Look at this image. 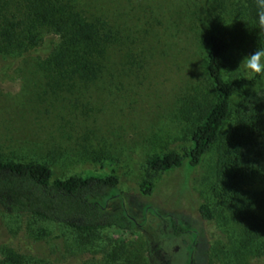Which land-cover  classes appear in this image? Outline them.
Wrapping results in <instances>:
<instances>
[{"label":"rangeland","instance_id":"rangeland-1","mask_svg":"<svg viewBox=\"0 0 264 264\" xmlns=\"http://www.w3.org/2000/svg\"><path fill=\"white\" fill-rule=\"evenodd\" d=\"M63 1L106 25L102 74L55 92L37 54L0 38V158L47 164L61 179L114 173L124 200L109 210L138 225L85 233L0 208V264L9 251L24 264H264L260 242L248 244L214 197V149L188 183L187 166L154 178L147 172L151 157L190 145L194 97H215L210 35L228 44L226 78L255 79L250 91L264 89V75L238 68L259 36L248 0ZM24 14L22 0H0V29ZM148 179L156 185L151 197L139 191ZM203 203L215 220L201 217ZM170 217L189 232L176 236Z\"/></svg>","mask_w":264,"mask_h":264},{"label":"trees","instance_id":"trees-1","mask_svg":"<svg viewBox=\"0 0 264 264\" xmlns=\"http://www.w3.org/2000/svg\"><path fill=\"white\" fill-rule=\"evenodd\" d=\"M23 17L14 16L0 29V38L13 49L37 54L48 87L65 91L77 82H92L103 71L102 58L111 42L106 25L88 21L63 0H22ZM248 16L255 31V2L248 0ZM259 35V33H258ZM264 47V36H257ZM227 42L217 35L208 41V75L215 97L201 103L194 97L191 115L197 122L190 145L179 151L155 155L147 161L149 178L188 167L191 173L216 151L213 194L229 220L239 226L248 244L260 242L264 251V89L250 91L255 79H227ZM234 101H236L235 108ZM156 185L150 180L139 191L151 197ZM120 180L114 174L71 176L61 179L40 162L4 161L0 158V208L94 233L118 228L132 230L138 224L128 213H111L109 205L123 201ZM146 212L153 211L146 207ZM207 204L199 209L205 221L216 218ZM168 217V216H167ZM176 236L188 233L170 217ZM258 252V253H259ZM4 264H24L19 254L6 253Z\"/></svg>","mask_w":264,"mask_h":264},{"label":"clouds","instance_id":"clouds-1","mask_svg":"<svg viewBox=\"0 0 264 264\" xmlns=\"http://www.w3.org/2000/svg\"><path fill=\"white\" fill-rule=\"evenodd\" d=\"M254 2L256 8L255 25L261 37L264 36V0H254ZM238 68H242L249 76L264 75V47H257L245 55Z\"/></svg>","mask_w":264,"mask_h":264}]
</instances>
